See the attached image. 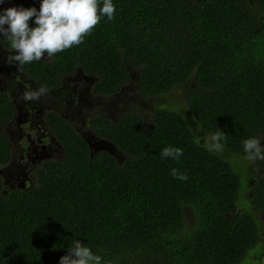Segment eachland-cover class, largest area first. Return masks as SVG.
<instances>
[{
  "label": "trees",
  "instance_id": "16d2710c",
  "mask_svg": "<svg viewBox=\"0 0 264 264\" xmlns=\"http://www.w3.org/2000/svg\"><path fill=\"white\" fill-rule=\"evenodd\" d=\"M15 1L17 8L39 10L41 4ZM113 4L114 18L102 17L83 43L23 69L48 89L80 69L96 78L94 94L109 95L129 80L131 66L144 96L194 81L188 107H158L148 127L136 112L115 121L93 117L95 136L114 153L91 149L70 121L47 111L45 121L64 154L42 161L30 187L8 188L0 176V264H59L74 240L101 256V264L249 259L261 228L250 210H237L240 177L228 153L247 155L245 139L264 140V0ZM14 112L11 97L0 92V118ZM217 131L226 135L224 150L210 152L202 137ZM165 147L183 150L179 162L161 157ZM10 158L9 138L0 134V167ZM173 168L188 179L174 178ZM247 187L264 219V180Z\"/></svg>",
  "mask_w": 264,
  "mask_h": 264
},
{
  "label": "rangeland",
  "instance_id": "374dc122",
  "mask_svg": "<svg viewBox=\"0 0 264 264\" xmlns=\"http://www.w3.org/2000/svg\"><path fill=\"white\" fill-rule=\"evenodd\" d=\"M128 68L129 80L122 84L118 91L109 95L94 94L92 85L96 78L84 71H80V69H77L72 75L63 78L62 84L58 89L47 88V93L42 95L37 101H25L22 99V94L26 90H36L42 85L29 78L23 85L19 84L14 87L12 98L16 105L15 114L11 121H0V134L7 133L11 145L10 161L0 167V176L7 187L27 188L32 186L35 182V172L41 163L40 161L50 157H63V148L56 141L49 125L45 121L47 111H57L66 117L87 139L91 149H112L114 153L116 151L115 148L113 146L112 148L109 147V143L106 140L98 137L94 138V132L90 126L93 117H105L115 121L125 113L136 112L142 116L145 126L148 127L152 113L158 107L170 106L176 103L179 104L178 111L184 112L187 109L185 96L187 92L193 90L194 81L188 80L189 82L181 83L166 93L144 96L140 92L138 69L131 66ZM194 131L198 135L203 133L198 131L197 127L193 128ZM28 136L32 141L33 147L39 148L37 154L40 155L32 154L31 151L23 149ZM40 139L48 140L41 143ZM261 143L264 146V140ZM228 155L233 160L234 171L240 177L237 210L241 212L251 211L259 220L261 228L259 240L247 250L249 259L245 258L238 264H264L263 214L259 205L252 199V189L247 187L254 184L258 179L264 180V167L259 166L261 159L253 161L247 159L246 155L240 156L234 153H228ZM226 158L229 160L228 157Z\"/></svg>",
  "mask_w": 264,
  "mask_h": 264
},
{
  "label": "clouds",
  "instance_id": "9594fccd",
  "mask_svg": "<svg viewBox=\"0 0 264 264\" xmlns=\"http://www.w3.org/2000/svg\"><path fill=\"white\" fill-rule=\"evenodd\" d=\"M116 8L113 0H41L40 8L10 7L0 13V37L10 41L12 54L8 62L24 65L40 61L45 56L52 58L57 53L78 46L92 33L102 17L108 20L114 18ZM35 18V26L30 27L29 21ZM44 86L36 90H26L22 94L25 101H37L47 93ZM203 146L210 152H222L226 135L223 131L208 134L203 137ZM198 145L200 139L195 141ZM246 158L255 161L264 160V146L257 137L243 141ZM183 150L165 147L160 152L161 157L172 158L179 162ZM171 175L179 180H187L186 174L173 168ZM102 258L80 240H74L68 248V253L62 256L59 264H101Z\"/></svg>",
  "mask_w": 264,
  "mask_h": 264
},
{
  "label": "flooded vegetation",
  "instance_id": "af4514ba",
  "mask_svg": "<svg viewBox=\"0 0 264 264\" xmlns=\"http://www.w3.org/2000/svg\"><path fill=\"white\" fill-rule=\"evenodd\" d=\"M10 7H17V3L15 0H0V13H2L3 10L10 8ZM12 52H13V50L11 48L6 47L3 40L0 38V92L8 94L11 97V100L13 102L14 107L16 108L15 101L12 98V93L14 91V87H16L19 84L23 85L30 77L26 73V71L23 69L22 65H18L15 63H9L8 62L7 58L9 57V55L12 54ZM67 76H69V75H67ZM63 78H66V76H64ZM63 78H62V80H63ZM21 79H23V80H21ZM18 80H20V81H18ZM62 80H61V84H62ZM33 81H35V80H33ZM60 85L58 87L49 88V89H56V88L58 89L60 87ZM14 114H15V112H14ZM14 114H13V116H14ZM13 116L10 119H6V118L1 119L0 118V121H11ZM65 119L67 121H69L66 117H65ZM5 134L8 136L7 133H5ZM95 137L96 136L94 134V138ZM8 138H9V136H8ZM27 139L28 140H26L25 144L23 145V149L31 151L32 154H37L39 148L33 147L32 141H31L29 136ZM9 141H10V138H9ZM39 141L41 143H43L46 140L40 139ZM10 150H11V145H10ZM37 155H40V154H37ZM22 156H23V153H22ZM46 159H48V158H46ZM46 159H43L42 161H44ZM42 161H40V162H42Z\"/></svg>",
  "mask_w": 264,
  "mask_h": 264
}]
</instances>
